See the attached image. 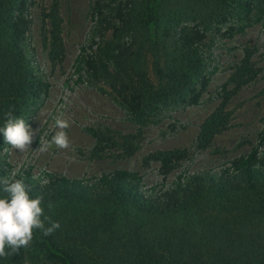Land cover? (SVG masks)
<instances>
[{"label":"trees","instance_id":"trees-1","mask_svg":"<svg viewBox=\"0 0 264 264\" xmlns=\"http://www.w3.org/2000/svg\"><path fill=\"white\" fill-rule=\"evenodd\" d=\"M96 0L100 20L112 11L111 38L77 61L92 80L114 84L119 105L138 132L118 136L89 130L95 138L92 157L110 147L130 156L141 128L154 125L169 106L196 105L209 77L205 39L209 32L244 33L248 21L264 19V0ZM28 0H0V124L5 113L23 117L40 97L41 86L25 54L29 29ZM48 59L64 56L62 19L57 3L43 14ZM47 34V35H45ZM220 102L199 126L196 147L206 150L229 127L230 99L253 81L259 69L254 49L245 47ZM264 94V90L262 91ZM3 140L0 135V142ZM258 144L231 169L219 174L178 177L158 195L139 191L140 176L127 170L103 175L94 184L54 177L37 184L21 179L29 196L41 198L44 235L34 229L27 246L0 257V264H264V157ZM184 151L150 156L168 171ZM5 171L0 164V182ZM0 183V196L6 195ZM9 250L6 249V252Z\"/></svg>","mask_w":264,"mask_h":264},{"label":"rangeland","instance_id":"rangeland-1","mask_svg":"<svg viewBox=\"0 0 264 264\" xmlns=\"http://www.w3.org/2000/svg\"><path fill=\"white\" fill-rule=\"evenodd\" d=\"M28 1L29 29L23 48L35 76L43 84L37 102L22 117L34 130L31 144L20 151L4 140L0 142L3 181L28 172L41 185L54 177L91 185L103 175L122 169L140 176L141 193L158 195L173 186L178 177L219 174L231 169L233 163L258 144L264 131V19L252 18L241 34L225 35V27L219 32H209L205 39L209 82L198 103L167 107L156 124L141 128L138 138L133 140L137 149L130 156L125 155L123 148L110 147L94 158L95 138L89 130L108 135L116 133L118 142V136L138 132L118 103L120 98L111 87L115 85L90 79L77 61L83 46L91 47L88 52H92L98 43L110 40L111 5L109 9L105 7L103 17L97 20L93 15L96 0ZM54 3L62 19L64 46V56L58 64L49 61L48 40L45 43L43 36V14ZM245 47L254 49L252 63L259 72L230 99L229 127L214 137L210 148L198 149L195 140L199 126L219 104L222 88ZM57 120L68 124L63 129L68 141L64 148L51 143L52 136L61 131ZM175 150L184 151L186 157L168 171L162 169L160 161L150 158L153 154ZM259 155L264 157V144L259 148Z\"/></svg>","mask_w":264,"mask_h":264},{"label":"clouds","instance_id":"clouds-1","mask_svg":"<svg viewBox=\"0 0 264 264\" xmlns=\"http://www.w3.org/2000/svg\"><path fill=\"white\" fill-rule=\"evenodd\" d=\"M56 125L61 131L51 138V143L59 148L67 147L68 141L65 120H57ZM0 135L4 142L14 149L23 151L28 148L34 137V130L20 116H14L12 111L5 113V119L0 124ZM48 145H45L47 147ZM3 184L2 191L6 195L0 196V257L10 252H16L27 246L32 239L34 229H39L44 235L50 234L59 227L58 222L45 226L39 196L30 197L28 186L21 179H13ZM6 249L9 251L6 252Z\"/></svg>","mask_w":264,"mask_h":264}]
</instances>
